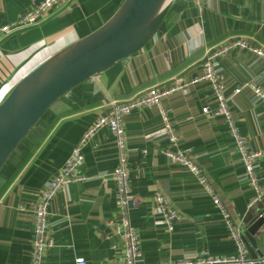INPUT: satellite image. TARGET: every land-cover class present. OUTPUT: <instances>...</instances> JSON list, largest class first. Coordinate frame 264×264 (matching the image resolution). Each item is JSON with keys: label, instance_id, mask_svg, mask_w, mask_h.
Segmentation results:
<instances>
[{"label": "crops", "instance_id": "1", "mask_svg": "<svg viewBox=\"0 0 264 264\" xmlns=\"http://www.w3.org/2000/svg\"><path fill=\"white\" fill-rule=\"evenodd\" d=\"M41 0H0V26L11 23ZM123 0H71L41 23L13 31L0 40V102L28 72L55 52L101 26ZM236 38L264 48V0H174L153 38L133 55L61 96L20 142L0 172V264H31L39 196L71 156L84 130L100 117L111 99L142 95L203 74L207 53ZM225 79L227 103L235 126L254 149L264 148V56L236 48L215 60ZM208 107L210 112H204ZM206 80L188 84L125 118L131 186L141 199L129 215L142 251L138 264L197 257H234L239 247L229 220L244 227L264 208L262 198L249 206L256 188L249 180L234 135ZM166 110L184 151L204 173L228 214L213 201L194 172L170 157L163 132ZM83 181L67 184L49 206L53 241L44 264H122V238L108 225L120 222L116 138L97 130L83 148ZM264 192V156L255 165ZM162 193L179 212L169 229L155 202ZM264 254V225L257 235ZM114 244L118 245L114 247ZM250 254V252H249ZM251 255V254H250Z\"/></svg>", "mask_w": 264, "mask_h": 264}, {"label": "built area", "instance_id": "2", "mask_svg": "<svg viewBox=\"0 0 264 264\" xmlns=\"http://www.w3.org/2000/svg\"><path fill=\"white\" fill-rule=\"evenodd\" d=\"M70 1L71 0H41L38 3H35L30 8L23 11L20 16L11 23L0 26V40L13 31L41 23L53 13L55 9L64 8ZM236 48L247 49L256 55L264 56V48L252 45L241 38L232 39L207 53L203 62V74L201 76L192 79H181L171 86H164L162 88L152 87L144 94L132 97L125 101L111 99L107 103L105 112L84 130L80 139L73 146L69 159L56 172L48 186L39 196L36 207V225L33 250L31 253V264H44L45 255L53 245V241L49 236V206L52 199L58 192L64 190L67 184L74 181H83L87 178V176L80 170V166L84 161L83 148L91 135L103 127H107L111 130L116 138V144L118 147V163L112 175L117 184L118 203L121 216L120 222L116 223L113 220H108L107 223L108 225L113 226L114 231L122 238V247L124 251V262L122 264H138V258L142 255V251L137 231L131 222L129 212L131 208L140 204L141 199L132 192L125 118L134 111L147 105H160L163 97L170 92L187 86L188 84L196 83L199 80H206L211 84L218 102L216 113L224 115L227 119L234 135L237 149L240 152L246 174L256 188V195L251 199L249 206L254 205L263 197L264 192L258 183L255 165L258 159L264 156V148H251L247 140L238 132L227 103V96L225 95V79L222 75H219L215 69L216 58ZM245 88L252 89L264 100V90L253 81H245L241 83L240 86L235 88L234 94L241 92ZM204 112L209 113V108L205 107ZM161 114L164 122L162 130L169 137L172 145L165 149L166 153L194 172L199 182L209 190L214 203L221 208L225 214V218L228 219V214L225 212L220 198L214 193L202 170L193 163L188 154L182 150L174 148L177 138L173 132L172 122L169 119L166 110L161 109ZM155 202L159 211L164 216L169 229H172L173 221L180 218L179 212L160 192L155 195ZM228 222L231 227V235L239 247V254L237 256H206L163 261L157 264H264V256L255 258L249 254L242 239L243 227L232 225L230 220ZM117 246L118 245L114 244V247ZM76 264H88V262L84 257H78L76 259Z\"/></svg>", "mask_w": 264, "mask_h": 264}, {"label": "water", "instance_id": "3", "mask_svg": "<svg viewBox=\"0 0 264 264\" xmlns=\"http://www.w3.org/2000/svg\"><path fill=\"white\" fill-rule=\"evenodd\" d=\"M173 2L123 0L101 26L22 77L0 102V172L20 142L61 96L145 46L159 30ZM262 225L264 208L242 231L243 242L255 258L264 256L256 237Z\"/></svg>", "mask_w": 264, "mask_h": 264}]
</instances>
